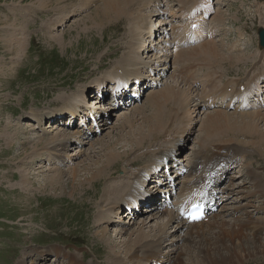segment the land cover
Listing matches in <instances>:
<instances>
[{
  "label": "rangeland",
  "instance_id": "rangeland-1",
  "mask_svg": "<svg viewBox=\"0 0 264 264\" xmlns=\"http://www.w3.org/2000/svg\"><path fill=\"white\" fill-rule=\"evenodd\" d=\"M103 3L104 0H94L88 3L85 0H0V34L3 26L12 24L16 17L19 18L18 24L24 21L20 18L21 9L31 8L32 12L29 18L26 19L28 25L26 26L27 28H24V37L18 33L15 39L19 41L18 45L24 44L27 47L22 55L18 56L7 52L5 48L9 45L5 44L0 37V67L3 66L2 62H11L9 65L13 66L11 70L5 68L4 75L0 74V264H19V262L22 264H43L45 260H48L49 264H54V253L37 259L34 257L40 254V251L53 247H58L55 250H59L61 253V263H65L66 260L64 258H67L68 262L65 264H111L116 260V257H114L116 253L125 258L126 243H133L139 226H142L147 232L151 230L153 231L152 233H155L153 227L157 220L151 217L156 214L155 211L152 213L143 211L137 214L131 223L129 216L123 214L125 209L119 210L122 222L116 221L109 224L99 220V212L112 206L102 202V199L106 197V189L110 188L112 184L115 186H117L116 184L125 185L119 197L122 204V195L127 188V183L118 180L124 179V177L120 176L122 169L125 168L124 166L128 165L127 161L132 160L136 156L135 154H138L141 150L137 151L133 156L126 157L128 159L122 158L121 161L116 162L115 166H119L118 169L120 170L118 173L119 178H113V176L108 178L106 176L107 179L102 178L99 180L100 183L96 182L94 184L85 181V178L91 174L86 172L85 167L94 164L96 160L105 158L103 157V150L106 144L115 146L120 153L126 149H131L129 141L132 137L127 133L130 128L119 127V125L127 116L125 115L126 112L129 111L127 114L138 116L139 121L137 120L135 124L138 125L141 122L142 114L139 115V111L143 108L145 110H143L144 113H149V109L146 108L149 100L147 96L154 93L153 90L145 94L143 102L141 101L142 103H140L143 106L142 108L137 107L138 104H135L129 108L111 109L107 101L96 105L97 109H106L111 112L108 114L107 119L104 118V121H100V132L92 129L91 137H88L85 131L81 134L78 126L68 127L64 123L68 115L59 117L58 120L52 122H43L42 125H39L41 124L39 121H37L39 124L32 121L36 119L33 116L34 114L43 115L45 113L47 115L61 110L67 104L68 97L79 91L85 90V96H88V105L89 102L93 105L95 87H98L99 82L111 79L118 71L125 73L128 71L123 67L124 64L118 62L122 60L124 54L128 51L127 46L131 43L129 41L131 22L124 17L104 29L101 28L103 30L98 28L96 25L97 20L91 22L90 19L94 17L95 9ZM160 3L164 4V8L171 4L170 6H172L171 8L174 12L177 11L178 6H181L179 0H160ZM43 4L50 7L44 8L46 6H43ZM62 8L65 9L62 11ZM144 12L145 14H151L153 17L151 24L157 25L160 22V19H158L160 15H153L157 12L155 8L146 10L145 7ZM217 15L224 22V28L221 31L222 35L209 41H213L226 55H229V48L235 44L239 36H247V40H249L247 50L244 52L246 54L244 58L247 59L248 56L249 58L247 61L245 60V63L239 62L241 66L239 64L231 66L225 62L221 67L219 65L214 66L215 71L222 73L225 78H238L248 70L250 64L253 68L254 54L256 53L257 57L261 52L260 48L262 47L259 43L258 30L264 27V0H223L218 4L217 14L213 16V21L217 20ZM59 20L63 22L59 23ZM4 22L7 24H2ZM4 44L6 45L5 47ZM146 54L143 51L144 60H141L142 63L159 62L160 57L154 51L149 53L148 58L145 57L147 56ZM229 56L233 57L232 55ZM12 60L15 61L14 65ZM200 61H196L194 64L192 61L181 59L177 62L180 67L193 63L195 67L204 68L197 74L198 77H202L205 74L203 71L208 69L202 67V61ZM258 64L259 67L254 70L264 67V52L262 57H258ZM168 65L170 66V63ZM197 67L196 69H198ZM128 68L130 67L128 66ZM163 69L169 70L168 68L165 69V66H163ZM181 70H178L180 75H177L178 72L171 69L172 72L169 71L168 78L163 80V83L157 89L164 87L167 80L172 77L181 78ZM145 76L147 77L148 75ZM202 79L198 80L201 81ZM194 90L195 94L199 95V89L194 88ZM200 96L202 97L203 95L200 94ZM195 103L198 102L195 101ZM173 108L175 109L176 106ZM173 108L171 107V109ZM214 110L221 109H205L201 105L196 112L192 113L195 118L192 121V128L190 127L191 129L187 133L189 136L187 138L184 137L183 143L179 140L182 149L178 153V149L174 150L180 163L185 161L187 165H190L192 163L190 161L201 155V151H196L200 149L199 137L204 134L201 125L206 113ZM174 111L178 113V110L176 111L175 109ZM261 111L264 112V110ZM189 118L191 119V117ZM259 124L261 128H264L263 121L259 122ZM11 125H14L13 129L17 130V136H14L13 144H9L3 136L6 129H9ZM60 128L62 129L60 130ZM52 129L54 131L49 132ZM62 132L68 133L67 136L69 134L70 136L72 135L71 140H73L72 142L70 141L67 148L56 147L58 150L53 152L60 153L63 157V163L58 164L56 160L50 162L48 159L51 156L45 154L43 157L31 160V164H23L26 156L35 151L33 147L41 138L51 139L52 136ZM165 133L167 135L155 143L153 154L141 157L137 163L132 164V167L127 166V170L131 169V172L128 171L125 176L132 174L133 177L134 173L143 170L144 166L154 160V153L158 155L161 151L168 152L171 149L173 151V148H179L176 147L175 141L181 134L177 131L171 132L169 128L165 130ZM176 133L179 134L176 135ZM121 135L125 136H123L122 140H119ZM232 136V134L218 136L215 140L209 139L211 141L204 144L207 147L209 146L212 151H215L216 148H218L217 150L221 149V152L225 149H234L235 151L239 149L241 155L244 153L242 156L245 159L248 156V159H246L247 166L234 168L227 174L225 185L229 186L230 190L235 194L230 199L231 201L229 200L227 208L220 210L217 215L235 222L237 216H241L243 213V218L241 219L247 220L248 217H251L253 220L257 219L263 224L264 216L259 211H264V195H262L264 192H261V194L257 193L259 197L253 194L252 198L244 199V197L246 194L255 191L256 185L258 186L259 184L254 185L257 177L261 178V184H264V147L251 146L249 145L250 143H246L255 140L250 135L239 134L233 136L234 138ZM130 137L131 139L129 140ZM28 138H30V141L24 142ZM228 139L233 141L230 142ZM185 140L187 141L185 142ZM242 143L250 147H246V149ZM215 152L217 153L218 151ZM66 159L70 161L67 162ZM74 169L79 171L76 177H74ZM248 169L252 171L251 173L254 171L253 176L249 174ZM59 174L62 175V186L52 187L49 185L51 177ZM22 175L28 177L31 184H25L26 181L21 179ZM24 184L25 186H23ZM153 187V185H150V189L155 191ZM85 191H88L86 195L84 194ZM114 198L112 197L111 199ZM235 199H239L238 204L233 202ZM244 205L248 206L249 211L246 208L244 209L250 215H246V211H242ZM255 207H257L258 213L253 214L256 211L254 210ZM236 208H241L240 211L242 213L235 214L237 212ZM250 211L253 212L251 213ZM161 213L158 214L161 215ZM232 214H235L234 220L231 217ZM252 215H255V217ZM211 220V222L206 221L204 224L213 230V239L215 241L214 236L218 229L213 225L214 220ZM143 222L144 224H142ZM241 228L250 234L254 233L253 229L246 230L243 226ZM103 229L108 232L105 239L102 235ZM170 230L171 235L176 229L171 227ZM254 234L257 239L264 243V234H258V232ZM193 236L195 238L196 234ZM170 238L174 242H178L175 241L176 238L173 235ZM252 239L249 236L247 238L243 236L241 238L239 236L235 237L236 242H242L243 240L244 243V246H241L242 250L237 253L246 257L240 260L236 259L233 264H264V254L262 255V253L259 255L255 254L258 256L257 259L254 258L255 255H253V258H249L251 255L248 253L247 248L250 245L254 247ZM109 240L111 241L110 244ZM182 242L181 244H186ZM226 242L228 243V240ZM246 243L249 244L247 245ZM171 247L172 245H170ZM147 249L149 250V248ZM178 249L179 247L174 248L172 251L169 249L163 250V262H165L164 256L166 263L169 262L170 258L174 261L178 257H180L178 259L181 261H186L188 257L183 253V249V252ZM139 251L140 255L144 257L142 246L139 247ZM25 252L26 255L24 254Z\"/></svg>",
  "mask_w": 264,
  "mask_h": 264
},
{
  "label": "bare ground",
  "instance_id": "bare-ground-1",
  "mask_svg": "<svg viewBox=\"0 0 264 264\" xmlns=\"http://www.w3.org/2000/svg\"><path fill=\"white\" fill-rule=\"evenodd\" d=\"M90 1H94V0H85V2H87V3ZM179 1H180V3H179L180 5H184V4H186L185 1H187V0H179ZM202 3H205V2L202 1ZM154 5H157V6L151 7ZM43 6H46V5L43 4ZM49 7L50 6H46L44 8H49ZM145 7H146V10L152 9V8H155V11L162 10L160 7V0H104V3L102 5H99L95 9L94 17H91L90 20H91V22L93 20H97V24L95 22H93V23L96 24L97 27L100 29L101 28L104 29L107 26L113 24L114 22L121 20L124 17L129 22H131V25L129 27L130 28L129 41H131V43L127 46L128 51L124 54L122 60L118 62L120 64H124L123 67L125 69H127L128 71L126 73L122 72V71H118L116 74H114V76L111 79L104 81V82H99L97 88L102 87V85H105V83H109V82L112 83L111 87H115L117 85L126 84L130 79L134 80V79H141V77H146L144 75V73L146 72V68L154 64L151 61H150V63H145V62L142 63L141 62L142 59L144 60L143 55H142L143 51H145L147 53L146 54L147 56H145L146 58H148L149 53L151 51H153L149 47L150 43H152V44L153 43L154 44L159 43L158 40L154 42L151 39L152 35H153V31H155V30H153L154 24H151V22H152L151 20L153 17L151 16V14H145V12H144ZM65 8H62V11ZM21 10H22L21 12L23 14L20 13L21 14L20 18H22L24 21H21L20 24H18L19 18L16 17L15 21H13L12 24L10 23L8 26L7 25L3 26L2 33L0 34L2 41L5 44L9 45L8 47L5 48L6 51L9 53L11 52L13 54H16L18 56L22 55V53L24 52V50L27 47H25L24 44L18 45L19 41L15 40V39H16L18 33H20L24 37V33H23L24 28L28 25V22L26 21V19H28L30 14L32 13L31 8H29V9L26 8V9H21ZM182 10H183V8H182ZM205 11H207V9ZM147 15H149V16H147ZM153 15L155 16V14H153ZM61 22H63V21H60L59 23H61ZM165 23L166 22L163 21L162 18H160L159 27H158L160 32H161L162 28L165 27ZM2 24H7V23L4 22ZM262 28H264V27H262ZM103 29H101V30H103ZM114 36H115V34H114ZM5 44H4V47L6 46ZM183 51H184L183 49H181L179 51L180 53L177 56V61L184 59L186 61H192L195 64L196 61L198 62L199 60H201L202 61L201 64L203 65L202 67H206L207 69H210L211 67L214 68V66L216 67L218 65L221 67L224 62L226 64L229 63L231 66L235 65V64L237 65V64H239V62L245 63V60L247 61V59L249 58V56L247 57V59L244 58V57H246L245 53L244 54L242 53V55L230 57L229 55H226V53H224V51L220 47L216 46L213 41H206L197 47L186 50L184 52ZM255 57H256V53H255L254 58ZM228 60H229V62H228ZM158 61H159V63H161V65L165 66V69H167V68L169 69V67H171V65L170 66L168 65L169 59H167V64L165 62L162 63L160 60H158ZM9 63H11V62H9ZM9 63H3L2 62L3 66H1L0 68H2V67H4V68H2L0 70V74H3V75L5 74V68H7V70H11L13 68V66L9 65ZM14 63H15V61H13V65H14ZM128 66L130 68H128ZM192 66H193V63L184 65L182 67V70H181V74H182V77L180 76L181 78L172 77L171 79L167 80V83L164 87H161L160 89H156L155 91L153 90L154 93L148 94L147 97H149L148 98L149 100H148V104H147L146 108L149 109V113L146 114V112L145 113L143 112L144 109L142 108L143 107L142 104H139L137 106V107L142 108L141 109L142 111L141 110L139 111V115L142 114V116H141V122L138 123V125L135 124L138 120V116H136L135 114H127L130 111L126 112L125 115H127V116L123 119V121H122L121 125H119V127L123 126V128H125V127L130 128V130L127 133L132 137V139H131V137L129 138V140L131 139L129 141L130 145H131V149H128V150L126 149L122 153H120L117 151V148L115 146H112L111 144H109V145L106 144V147L103 150L104 151L103 157H105V158L104 159L101 158L100 160H96L94 162V164H90V166L85 167L86 172L91 173L89 177L85 178V181L89 182L91 184L92 183L94 184L96 182L100 183L99 180H101L102 178L107 179V177L110 178L111 176H113V178H119V176H118V173L120 171L118 169L119 166H117V167L115 166L118 163L117 161H121L122 158H126L130 155L133 156L135 153H137V151L139 152L141 150L138 154H135L136 156H134V158L132 160L127 161L128 165L126 163H124L126 165L124 166L125 168L122 169V174L120 176V177H124V179L118 180V181H124V183H127V188L124 190V194L122 195L123 196L122 197V201H123L122 204L120 202L119 197H120L121 192L124 189L125 185L116 184L117 186H115L114 184H112V186H110V188L108 187L106 189V191H105L106 197H104L102 199V202H105L107 205H112V206H110L108 209L104 208L99 212V220L100 221H104V222L109 223V224L116 222V221L122 222V220H121L122 218L120 217V211L119 210H121V208L124 207L123 205H129V204H132L133 202H137V201L141 203V201H139L138 198L144 199L146 197V195L143 194V190H141V189H143L144 184L147 182L148 176L152 175L154 173V169L152 167L154 165L158 166L160 159H162L163 157L168 156L174 152L171 149L168 152H165V151L162 152L161 151V153L160 154L158 153V155H156L157 153H154V160L151 161L150 164L144 166L143 170H140V171L134 173L133 177H132V174L125 176V174L128 171L131 172V169L127 170V166L132 167V164L137 163V161L140 160L141 157H143L145 155H152L154 152L155 146H156L155 143L167 135L165 133V130H167V128H169V131H171V132L177 131L181 134V135H179V137L175 141L176 147H179V148H173V150L178 149L177 150V153H178L179 150L182 149L181 143H183V141L185 139L184 137L187 138V136H189V134H187V133H189V130L192 128L191 127V125L193 124L192 121L195 118L192 116V113L196 112L197 109L202 105L201 104L202 100L204 101V96L199 97V95L195 94L194 83L196 81H198V79L191 76L190 72L188 71V69ZM209 78L215 79L214 84L209 89V91H212L214 97L222 96L223 91H222V88L220 86L221 84L219 83L220 79L213 77L212 72H208L204 76V79H202V80L205 81ZM171 82H172V84H171ZM203 82L201 83L202 90L205 88V85L203 84ZM204 92H206V91L204 90ZM85 94L86 93L84 90L82 92L79 91L78 93L70 95L66 101L67 104H65V106H63V108L61 110L54 111L51 114H47V115H45V113L43 115L34 114L33 116L36 119H34L32 121L37 123V124H39L37 122V121H39L41 123L39 125H42L43 122H47V121L52 122L54 120H58L59 117L60 118L64 117V115H66V114H69L71 116L77 115L76 113L78 111H82V109L84 110V109H87L89 107L88 100H87L88 96L86 97ZM85 97H86V99H85ZM145 99H147V98H145ZM199 100H201V101L198 102ZM195 101H197L198 103H195ZM96 103H98V101ZM174 106H176L175 109H176V111L178 110L177 112L181 116L174 111L175 110L173 108ZM171 107L174 110L171 109ZM104 112L106 115L107 111H104ZM109 112H111V111H109ZM189 117H191V119ZM261 121H263V125H264V112L261 110L247 111V112H240V113L228 112L226 110H214L211 112H207L205 115V119L203 120V124L201 125L204 134L202 136L200 135V137H199L198 143L200 145L199 144L198 145L200 146V149L196 150L199 152L201 151V155L196 157L192 161L191 169H192V171H194V174H193L194 178H193V180H190L188 182L189 185H184L182 190L183 191L184 190L190 191V189L197 182H199V180L201 179V171L202 170L199 173H197V168L199 165H202L203 168L205 166H207L210 158L212 159L214 157L220 158L221 156H229V158H231V159H236V158L240 157L243 159L242 161H244V164H245L246 159L242 156L244 153L241 155V153L239 152V149L237 151H235L233 149L235 151V153H233L232 150L227 149L226 153L221 154V151H220L221 149L217 150L218 148H216L215 151H218L216 153L215 151H212L209 148V146L207 147L204 144L206 142L208 143V141L210 142L211 140H209V139L215 140V138L218 136H226L229 134L236 136L239 134H246V135H250L251 138L255 139L251 142H246V143H250L249 145H251V146L264 147V128H261V126L259 124V122H261ZM29 124H31V123H29ZM13 128H14V125H11L9 127V129H6V131L4 132V135H3L4 139L9 144H13L14 136H17L16 135L17 130H14ZM142 128H144V129H142ZM54 129H56V128H54ZM61 129L62 128H60V130ZM170 129H172V130H170ZM240 130L242 131V133ZM51 131H54V130L53 129L49 130V132H51ZM237 131H239V132H237ZM163 133H164V135H163ZM179 133H176V135H178ZM67 135H68V133L65 134L64 132H62V133H59L58 135L52 136L51 139L46 140L45 138H41L38 141V143H36L33 147L35 151H33L32 153H30L29 155L26 156L23 164L28 165L31 162V160H34L35 158L37 159L41 156L43 157L45 154L48 156H51V158L48 159L50 162H52V160L57 159V161H59L60 164L63 163V160H62L63 157L60 155V153H53V152L58 150L56 147H58V148L62 147V149L67 148L70 141L71 142L73 141V140H71L72 135L71 136H70V134H69V136H67ZM123 136H125V135H123ZM123 136L121 135V138L119 140H122ZM233 136H232V138H234ZM179 140L182 142L180 143ZM27 141H30V138H28L24 142H27ZM169 141H171V140L169 139ZM186 141L187 140H185V142ZM232 141L233 140H231L230 142H232ZM206 145H208V144H206ZM242 145H244V144L242 143ZM203 147L205 148L204 150H203ZM246 147H250V146L247 145V146H245V148ZM205 152H207V153H205ZM210 152H211V154H209ZM196 154H197V152H196ZM197 155H195V156H197ZM126 159H128V158H126ZM222 161H224V160H222ZM232 164H234V162ZM247 164L248 163H246V166H247ZM78 172H79L78 170L74 169V171H73L74 177L77 176ZM248 172L251 176L254 175V171H253V173H251L252 171L248 169ZM61 173L63 174V172H61ZM160 177H161V174H159V173L154 174L150 178V180H152L154 182H159L160 179H158V178H160ZM21 179H23V181H26L25 184L30 183L29 178L25 177L24 175H22ZM126 179L130 180L131 182L127 181ZM25 184L23 186H25ZM62 184H63V180H62L61 174L51 177V180L49 182V185H51L52 187H56L57 185L62 186ZM256 184H258V186ZM254 185H256L255 191H253V193H251L249 191L250 194H246V196H245L246 199L252 198L253 195H258V194H261V192H264V184H261V178L257 177L256 181L254 182ZM218 189L222 193H224L225 196H227V195L230 196V194H233V191L230 190L229 186L228 187L224 186L222 188L221 184H219ZM223 189H224V191H223ZM86 192H88V191H85V193H84L85 195H86ZM262 195H264V194H262ZM242 196H244V195H242ZM112 197H115V198L111 199ZM257 197H259V195ZM230 198H231V196L229 198H227V200H229ZM111 203H113V204H111ZM116 205H118V207H116ZM257 207H255V210H257L256 209ZM244 208H246L248 210V206H245L242 209L243 212L246 211V209H244ZM138 210H141V205L139 207H136L135 212ZM153 210H154V208L150 207L148 209H142V212L145 211V212L152 213ZM155 213H156L155 215L151 216L153 219L157 220L156 224L154 223L155 224V226L153 227L154 229L151 228V229L155 230V233H152L153 231H151L150 229H149L150 231L147 232V231H145V229L142 226H139L137 231H136V237H135V240L133 241V243H126V250L124 252L125 258H122L119 254L116 253L117 256L114 255V257H116V260L114 262H112L111 264H143L142 263L143 260L146 259L149 255H152L151 256L152 262H161L162 263L163 262L162 251L165 249H169L172 251L176 247H179V249H181V252L184 251L183 253H185L186 254L185 256L188 257L187 260L181 261L180 259H178L180 257H178L177 258L178 260L176 259L173 261V259L170 258V260H169V262H167V264H233L236 259L240 260L241 258L246 257V256L245 257L241 256L242 254L240 255L239 253H237L240 250H242L241 246H244L243 240H242V242H236L235 241V237H237V236H239V238H241V236H243L244 238H247V236L253 238L252 243H254L253 244L254 247H252L250 245L247 248L248 253L251 255V257H249V258H253L254 257L253 255H255V254H257V255H259L260 253H262V255L264 254V243L261 242L259 239H257L255 237V234H254L255 232H258V234L259 233L264 234V223L261 224L260 221L257 219L253 220L251 217H248V219L245 220V219H241V218H243L241 215V216H237V220H235V222H232V220L224 219L223 216L222 217L219 215L213 216L212 218H210L208 220V222L211 219H213L214 220L213 225H215L216 228L218 229V232L216 231V234L214 236V238H215V241H214V239H213L214 232H213V230H211V228L209 226H205L204 221L187 224V222L181 221V219L177 216V214L175 212L166 210V211L162 212L161 215L158 214L160 212H155ZM245 214L249 215L247 211L245 212ZM128 215L130 217L131 212H129ZM128 215H126V216H128ZM231 217L234 220L235 214H232ZM259 219H261V218H259ZM132 220H134V216L130 219V223L132 222ZM134 223H136V222L134 221ZM197 223H199V224H197ZM142 224H144V222ZM151 225H153V224H151ZM210 226H211V224H210ZM242 226L245 227L246 230L253 229L254 233L250 234L248 231L246 232V231L242 230L243 229V228H241ZM171 227H175V229H176L172 232L171 235H173L176 238L175 241H178V242H174V240H171V238L169 239V237L171 236L170 235V233H171L170 228ZM107 234H108V232H106V230L104 231V229H103L102 235H103L104 239H105ZM194 234H196L195 238L193 236ZM212 239H213V241H212ZM226 240H228V243L226 242ZM181 241L185 242L186 244H181ZM108 242L110 244L111 241L109 240ZM246 244L248 245L249 243H246ZM170 245H172L171 248H170ZM140 246L143 247L144 257L142 255H140V251H139ZM135 247H137V248H135ZM147 248H149V250ZM55 249H58V247H53V248H48L47 250H42V251H40V254H38L34 257H36V259H37L39 257H44L47 254L54 253V258L56 259V262H57L58 258L61 257V253L59 252V250H55ZM182 249H183V251H182ZM146 250H148V251H146ZM112 251H114V250L112 249ZM24 254L26 255V252ZM194 255H195V257H194ZM239 255H240V257H239ZM56 256H57V258H56ZM66 257H68V256L66 255ZM257 257L258 256L255 255L254 258L257 259ZM67 262H68V259H67ZM46 263H48V260H45L43 264H46ZM19 264H22V263L19 262Z\"/></svg>",
  "mask_w": 264,
  "mask_h": 264
},
{
  "label": "water",
  "instance_id": "water-1",
  "mask_svg": "<svg viewBox=\"0 0 264 264\" xmlns=\"http://www.w3.org/2000/svg\"><path fill=\"white\" fill-rule=\"evenodd\" d=\"M260 39H261V45L264 46V29H260Z\"/></svg>",
  "mask_w": 264,
  "mask_h": 264
},
{
  "label": "snow or ice",
  "instance_id": "snow-or-ice-1",
  "mask_svg": "<svg viewBox=\"0 0 264 264\" xmlns=\"http://www.w3.org/2000/svg\"><path fill=\"white\" fill-rule=\"evenodd\" d=\"M193 218H199L198 216H194Z\"/></svg>",
  "mask_w": 264,
  "mask_h": 264
}]
</instances>
